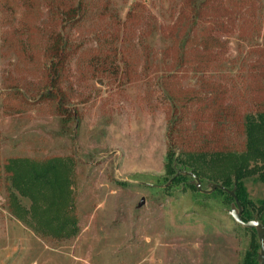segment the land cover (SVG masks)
Masks as SVG:
<instances>
[{"label":"rangeland","instance_id":"rangeland-1","mask_svg":"<svg viewBox=\"0 0 264 264\" xmlns=\"http://www.w3.org/2000/svg\"><path fill=\"white\" fill-rule=\"evenodd\" d=\"M77 2L0 0V264H259L233 197L197 188L220 174L234 191L237 162L199 180L177 155L245 152L246 118L264 112V0H91L67 28ZM9 159H60L66 182L24 196ZM245 169L257 221L264 161Z\"/></svg>","mask_w":264,"mask_h":264},{"label":"trees","instance_id":"trees-1","mask_svg":"<svg viewBox=\"0 0 264 264\" xmlns=\"http://www.w3.org/2000/svg\"><path fill=\"white\" fill-rule=\"evenodd\" d=\"M88 1L85 5L84 0H78L73 9H68L64 13V21L66 23H69L67 25V28L68 26L71 29L76 28V26H78V24L81 22L83 15H87L86 8H88ZM190 3L192 5V10L193 8L196 9L197 0H190ZM70 44L71 43L68 36H61L55 39L50 48L52 59H50V70H52L51 79L53 83L52 91H54L55 89L56 93L59 92L58 84H60L62 80V72L67 65L66 58L68 57V53L71 51L73 52L72 46ZM245 123L247 144L245 152L240 156L233 155L234 153H229L228 155H226L218 152H213V154H206L204 152H181V155H177V160L178 164L182 165L187 172H190V175L194 176L196 179L201 180L204 176H206V174L209 173L208 171L215 172L216 169H219V167L229 162V160L234 159L235 162H237L238 166L235 168L236 175L233 185V192L237 202L242 208L240 219H242L244 223H247L249 221H253V219L248 212L247 204L244 202V191L239 180L245 177L246 174L250 173V171L245 169L247 167V162L251 160L264 161V112H260V114L257 115L247 116ZM64 167L65 164H63L60 159L47 160V162H42L40 164H33L25 159H9L7 165L4 166L5 170L9 173L12 187L24 196H26V187L30 189L37 186L40 189L49 187L54 188L58 183L61 184L66 182V179L62 180L59 177V175L62 174L60 172ZM20 169L30 177L29 182H27V180L25 179V189H19V186L17 185L18 178H16L14 174H12ZM212 179L213 186L214 184L219 183L218 185L226 189L229 188V180L225 175L215 174ZM217 190L225 193L222 190ZM256 218L258 219L256 222L264 225V202H262L259 209L257 210ZM250 264H252V262H250Z\"/></svg>","mask_w":264,"mask_h":264},{"label":"water","instance_id":"water-1","mask_svg":"<svg viewBox=\"0 0 264 264\" xmlns=\"http://www.w3.org/2000/svg\"><path fill=\"white\" fill-rule=\"evenodd\" d=\"M197 188L206 194L213 193L215 190L219 189V190L224 191L229 196L231 195L233 197L235 203L237 204V208H238V214L235 216L237 223L240 224L244 228H253V229L258 230L257 235H258V243H259V251H260V255H259L258 260H259V264H264V225H261L260 223H258L256 221H249L247 223H244L242 221V219H240L242 209H241V206L239 205V203L237 202L233 191H231V190L229 191L228 189H226V188H224L218 184H214V186L211 187L210 191H203L202 188H200V183L198 180H197ZM143 202H144V200L141 199L137 206L141 207V205H143Z\"/></svg>","mask_w":264,"mask_h":264}]
</instances>
